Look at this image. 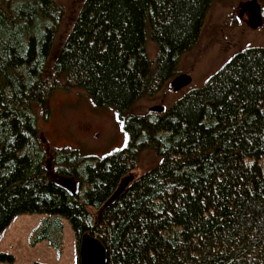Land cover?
<instances>
[{"label": "trees", "instance_id": "1", "mask_svg": "<svg viewBox=\"0 0 264 264\" xmlns=\"http://www.w3.org/2000/svg\"><path fill=\"white\" fill-rule=\"evenodd\" d=\"M215 1L83 0L49 63L62 6L0 0V231L18 213H45L34 241L63 216L78 253L94 235L105 264H264V47L237 51L161 112H129L178 74ZM57 86L114 108L125 145L86 158L56 147L49 169L36 109L47 116ZM147 149L159 162L129 177Z\"/></svg>", "mask_w": 264, "mask_h": 264}, {"label": "rangeland", "instance_id": "2", "mask_svg": "<svg viewBox=\"0 0 264 264\" xmlns=\"http://www.w3.org/2000/svg\"><path fill=\"white\" fill-rule=\"evenodd\" d=\"M56 1L62 6L63 14L55 33L49 63L60 49L83 0ZM245 1L216 0L212 4L199 41L178 59V74L188 73L192 78L190 84L173 91L170 80L155 95L140 98L129 112L144 113L154 105L168 107L186 91L202 86L237 51L246 47H264V0H258L263 24L255 29L248 26V15L240 11ZM145 46L148 55L154 59L157 48L149 36L145 39ZM47 106V116H43L40 108L36 109V113L49 169L53 148H74L83 158L101 157L121 149L126 143V133L116 110L110 106L95 105L82 88L66 90L57 86ZM158 162L159 158L153 150H144L138 167L131 171L129 177L139 175ZM74 185L72 190L76 191V182ZM46 216L45 213L22 212L11 219L0 231V264H79L75 233L67 218L50 217L49 238L34 241V236L40 235Z\"/></svg>", "mask_w": 264, "mask_h": 264}, {"label": "water", "instance_id": "3", "mask_svg": "<svg viewBox=\"0 0 264 264\" xmlns=\"http://www.w3.org/2000/svg\"><path fill=\"white\" fill-rule=\"evenodd\" d=\"M249 10L247 24L250 28L255 29L263 24L261 6L258 0H247L241 4L240 11ZM191 76L188 73H179L175 75L170 82L173 91H179L188 84L191 83ZM164 107L161 105H154L149 108L152 112H161ZM49 166V161H47ZM57 181L59 184L66 186L72 194L76 191L72 190L75 188L74 180L69 177H58ZM129 179L123 177L119 182L116 190L113 194L105 201L104 206L115 200L120 193L126 188ZM106 252L105 247L100 240L91 234L85 235L81 238L79 244V264H105Z\"/></svg>", "mask_w": 264, "mask_h": 264}, {"label": "flooded vegetation", "instance_id": "4", "mask_svg": "<svg viewBox=\"0 0 264 264\" xmlns=\"http://www.w3.org/2000/svg\"><path fill=\"white\" fill-rule=\"evenodd\" d=\"M247 15H249V10H245L244 11ZM244 14V13H243Z\"/></svg>", "mask_w": 264, "mask_h": 264}, {"label": "bare ground", "instance_id": "5", "mask_svg": "<svg viewBox=\"0 0 264 264\" xmlns=\"http://www.w3.org/2000/svg\"><path fill=\"white\" fill-rule=\"evenodd\" d=\"M67 188V187H66Z\"/></svg>", "mask_w": 264, "mask_h": 264}]
</instances>
